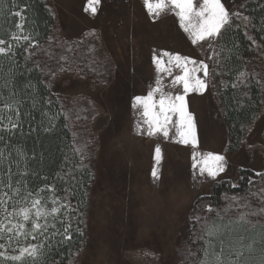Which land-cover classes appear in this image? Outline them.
Returning a JSON list of instances; mask_svg holds the SVG:
<instances>
[{
  "label": "rangeland",
  "instance_id": "rangeland-1",
  "mask_svg": "<svg viewBox=\"0 0 264 264\" xmlns=\"http://www.w3.org/2000/svg\"><path fill=\"white\" fill-rule=\"evenodd\" d=\"M246 1L221 0L230 16L241 13ZM46 2L55 21L46 47L37 51L36 58L52 93L77 117L76 125L89 134L93 148L87 237L75 264H190L197 251L189 242L192 218L200 217L206 204L199 198L210 195L221 180L237 182L240 168L264 171V103L239 149L231 151L223 105L212 79L214 57L207 60L206 44L203 48L192 44L173 11L153 17L144 0H101L93 15L86 11L88 0ZM217 45L218 38L215 51ZM88 51L107 62L109 74L104 78L99 74L97 82L78 64ZM162 51L209 64L207 77L197 73L206 80L207 90L186 96L196 119L195 147L178 142L177 117L168 125L167 138L162 132L148 135L142 108L133 107L134 97L147 96L157 87L156 100L162 94H182V85L174 79L182 74L175 61L167 65L171 75L158 71L153 63V53ZM157 146L162 154L159 164ZM209 152L225 156L227 162L225 172L215 180L199 172ZM154 167L158 180L152 176ZM48 223L55 225L48 231H63L58 218L49 217ZM7 254L18 253L7 249Z\"/></svg>",
  "mask_w": 264,
  "mask_h": 264
},
{
  "label": "trees",
  "instance_id": "trees-1",
  "mask_svg": "<svg viewBox=\"0 0 264 264\" xmlns=\"http://www.w3.org/2000/svg\"><path fill=\"white\" fill-rule=\"evenodd\" d=\"M25 6L24 31L31 39L17 42L11 39L18 30L16 23L19 18L14 13ZM240 14L231 17V26L223 30L218 38L216 52L220 62L217 63L214 56L212 69L213 84L223 105L231 151L239 149L247 127L258 117L264 103V0H247ZM245 16L248 21H244ZM54 21V14L46 0H0V39L11 45L7 54L0 56V86L7 85L0 87V116L5 118L6 127H10L7 123L9 118L20 125L15 130L0 132L4 137L0 148L5 152V159L0 162V175L6 173L11 164L13 187L17 186L16 181L26 180L28 188L33 191L46 184L57 189L65 186L71 189L68 203L78 209L72 213L73 238L63 240L62 235H53L54 232H61L56 228L45 233L48 239L42 237L40 242L44 241L47 254L41 264L45 260L47 264H75L87 237L90 185L94 177L93 148L89 134L76 125L77 117L70 113L61 98L52 93L39 57L36 58L37 51L46 47L50 39ZM82 55L86 58L78 61L79 65H84L82 72L96 82L100 79L99 74L102 73L103 78L109 74L105 69L106 59L98 61L89 51L87 55ZM241 73H244L243 77ZM241 80L244 83H240ZM233 84L237 86L233 87ZM28 85L31 87L26 91ZM13 90L16 92L14 97L10 95ZM19 101L23 103H17ZM5 105L19 107V116L14 111H8ZM66 169H75V180L64 176ZM24 172L28 175L22 176ZM256 173L251 168H240L237 182L221 180L213 185L210 195L199 198V201H206L201 206L200 217H209L221 225L232 222L231 234L224 236L225 246L241 236L245 245L255 241L251 252H245L247 264H259L264 259V216L246 217L255 227L236 223L242 213L264 209V171L259 172L260 176ZM4 179L6 182L7 176ZM232 184L238 186L232 188ZM58 195L63 197L65 193L58 192ZM233 196L239 203L233 201ZM245 204L249 207H244ZM208 205L215 211L209 213ZM76 227L83 235L75 231ZM191 229L189 242L197 250V258L201 255L198 249L203 242L193 243ZM3 264L12 262L5 261Z\"/></svg>",
  "mask_w": 264,
  "mask_h": 264
},
{
  "label": "snow or ice",
  "instance_id": "snow-or-ice-1",
  "mask_svg": "<svg viewBox=\"0 0 264 264\" xmlns=\"http://www.w3.org/2000/svg\"><path fill=\"white\" fill-rule=\"evenodd\" d=\"M100 2L101 0H88L86 11H90L95 15L97 12L96 6ZM144 4L153 17L160 16L168 10L173 11L179 18L180 27L191 38L192 44L200 45L202 48L206 44L208 48V52L205 53L207 60H212L215 56L217 63L220 60L219 53L214 48L215 40L222 36L223 30L231 26L232 16L238 17L241 15L240 13H232L230 16L221 0H202V3H196L195 0H144ZM26 10L27 7L25 6L14 13L19 18L16 23L19 34L12 35L11 39L17 42L31 39L29 35L24 34L23 21L26 20ZM243 19L244 21L249 20L247 16ZM253 43L255 42L253 41ZM5 44L6 41L0 39V45ZM10 49L11 45H8L7 48L0 46V56L7 54ZM164 57H168L167 62H165ZM173 61H175L174 66L180 68L182 72L181 75L174 78L175 82L182 85V94L175 96L162 94L156 100L154 99V93L160 92V88L157 87L150 91L147 96L134 97L133 107L140 106L142 108V114L145 117L144 123L148 126V135L162 132L164 137L167 138L169 135L168 125L173 122V116L177 117L176 135L179 137L178 142L195 147L197 145L196 119L194 113L188 109L186 96L189 93L202 95L207 90L206 80L197 73L203 72V76L207 77L209 75V64L205 60H194L188 56H181L167 51H162L159 54L153 53V63L157 66L158 71L167 72L171 75L167 65L172 64ZM190 64L193 67L189 68ZM240 75L243 77L244 73ZM8 83L10 84L11 80ZM240 83H244V81L241 80ZM157 84H159V80H157ZM5 86L7 85L0 87ZM232 86L236 87L237 85L233 84ZM30 87L28 85L25 90L27 91ZM10 95L14 97L16 92L13 90ZM17 103L22 104L23 101ZM4 107L10 112L14 111L19 116V107L13 108L11 105H5ZM7 123L10 127L5 126V118L0 116V132L12 131L20 126L19 123L13 122L11 118L7 120ZM3 140L4 137L0 135V141ZM80 155L82 157L83 153L80 152ZM196 155V153L193 155L194 161ZM4 159V149L0 148V162ZM155 159L158 164L162 159L159 146L155 149ZM193 167H196L195 162ZM226 167L225 156L209 152L204 154L203 164L200 166L199 172L201 175L207 173L208 177L215 180L221 173L225 172ZM74 171L75 169H66L64 176L75 180ZM13 175L11 164L8 166V171L0 175V241H2L0 242V249L4 250L0 251V264L5 261H11L12 264H41L42 258L47 254L44 250L45 243L44 241L39 243H33L32 241L38 240V237L48 239L45 233L48 232L49 227H55L54 224L49 225V217L58 218L59 223L63 226L62 232H54L53 235H62L63 240H71L73 238L74 220L72 213L77 212L78 209L68 203L70 200L68 193L71 191L69 187L65 186L57 189L54 185L46 184L33 191L28 188L26 180L16 181L17 186L13 187ZM21 175H28V173L24 172ZM256 175L260 176L262 174L256 173ZM4 176H7L6 182ZM152 176L156 180L160 178L155 167ZM65 184H67V181H65ZM237 186L236 184L231 185L232 188ZM45 192L50 195H42ZM58 192H63L65 195L61 197ZM232 199L234 202L239 203L235 196ZM49 204L52 205L50 208L48 207ZM244 207H249V205L245 204ZM206 208L209 213L215 211L211 205L206 206ZM225 211L227 212L228 209H225ZM217 216H219L218 212ZM247 216H264V209H252L247 213H242L236 220L237 224H252L255 227L251 220L246 219ZM192 220V241L193 243L202 241L203 246L198 249L201 255L192 259L190 264H247L245 252H251L252 244L255 241L245 245L243 243L244 237L241 236L225 246L224 236L226 234L230 235L232 232L231 221H229V225H221L212 221L209 217L195 216ZM197 226L199 227V233L197 232ZM75 231L83 235L79 227H76ZM21 237H23V241ZM217 242L219 243V250H217ZM7 249H12L13 252L18 254L9 255ZM44 264H47L46 260ZM259 264H264V259H261Z\"/></svg>",
  "mask_w": 264,
  "mask_h": 264
}]
</instances>
